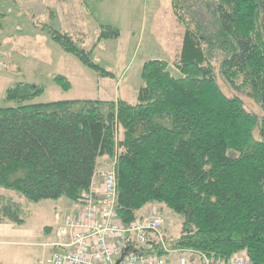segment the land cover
Listing matches in <instances>:
<instances>
[{"label": "trees", "instance_id": "obj_1", "mask_svg": "<svg viewBox=\"0 0 264 264\" xmlns=\"http://www.w3.org/2000/svg\"><path fill=\"white\" fill-rule=\"evenodd\" d=\"M173 0L184 27L175 63L149 60L137 103L58 101L27 104L44 86L17 83L0 107V190L31 203L67 198L79 203L104 158L115 162L117 213L129 225L149 204H163L182 220L170 250L193 251L213 262L243 257L264 264V0ZM119 29L101 26L98 44ZM51 39L85 67L97 64L82 39L51 31ZM228 85L246 93L263 116L220 88L213 61ZM55 83L71 88L57 76ZM258 132L259 136H256ZM0 203V225H24L23 207ZM152 254L166 257L154 244ZM0 264H3L0 262Z\"/></svg>", "mask_w": 264, "mask_h": 264}, {"label": "rangeland", "instance_id": "obj_2", "mask_svg": "<svg viewBox=\"0 0 264 264\" xmlns=\"http://www.w3.org/2000/svg\"><path fill=\"white\" fill-rule=\"evenodd\" d=\"M187 1L194 9L200 2ZM101 26L119 29L120 38L98 44ZM53 30L82 39L81 45L88 51L97 44L93 59L112 76H102L65 53L51 39ZM184 30L175 17L173 0H0V107L18 106L7 103L5 96L10 87L21 82L45 88L42 96L27 104L118 99L135 104L143 85L145 62L167 61L172 75L181 76L175 63ZM221 59L218 54L213 65L222 91L230 98L239 97L249 113L262 117L260 107L246 93L228 85L220 70ZM57 76L66 77L71 88L58 86L54 81ZM100 163L103 170L112 165L108 158ZM3 198L22 205L25 221L22 226L4 224L14 231L0 244V261L4 264H36L47 259L52 248L45 245L57 240V215L63 221L73 217L78 207L67 198L31 203L0 190V203H4ZM140 216L162 218L163 234L169 239L181 235V218L163 204L147 205ZM183 256L189 257L187 252Z\"/></svg>", "mask_w": 264, "mask_h": 264}, {"label": "built area", "instance_id": "obj_3", "mask_svg": "<svg viewBox=\"0 0 264 264\" xmlns=\"http://www.w3.org/2000/svg\"><path fill=\"white\" fill-rule=\"evenodd\" d=\"M83 194L73 217L61 219L57 240L46 245L51 255L36 264H252L247 258L213 262L206 256L186 250H170L163 234L164 220L158 216H139L129 225L117 213L115 162L99 173ZM154 244L162 245L166 257L151 253ZM187 252V256L185 255ZM183 254V255H182Z\"/></svg>", "mask_w": 264, "mask_h": 264}, {"label": "crops", "instance_id": "obj_4", "mask_svg": "<svg viewBox=\"0 0 264 264\" xmlns=\"http://www.w3.org/2000/svg\"><path fill=\"white\" fill-rule=\"evenodd\" d=\"M104 160V159H102ZM101 160V161H102ZM100 166H102V164L100 163ZM99 166V169L94 177V181L99 184L100 182V177H99V173L101 171H103L102 167L100 168ZM12 226H6V225H0V244L3 242L2 240H4L5 238L9 237L11 234H13V229H11ZM49 245V244H47ZM46 246V245H45ZM1 263H3L2 261H0ZM4 264V263H3Z\"/></svg>", "mask_w": 264, "mask_h": 264}]
</instances>
